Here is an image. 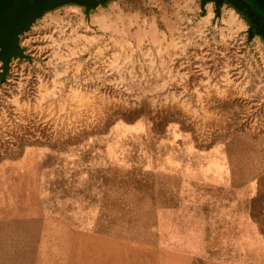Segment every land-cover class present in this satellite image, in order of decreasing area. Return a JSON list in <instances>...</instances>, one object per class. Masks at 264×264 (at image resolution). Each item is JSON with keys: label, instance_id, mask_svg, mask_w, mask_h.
I'll return each instance as SVG.
<instances>
[{"label": "rangeland", "instance_id": "374dc122", "mask_svg": "<svg viewBox=\"0 0 264 264\" xmlns=\"http://www.w3.org/2000/svg\"><path fill=\"white\" fill-rule=\"evenodd\" d=\"M201 2H67L19 36L0 264H264V38Z\"/></svg>", "mask_w": 264, "mask_h": 264}, {"label": "water", "instance_id": "95a60500", "mask_svg": "<svg viewBox=\"0 0 264 264\" xmlns=\"http://www.w3.org/2000/svg\"><path fill=\"white\" fill-rule=\"evenodd\" d=\"M106 0H102L104 2ZM212 1L216 10L224 0H202L201 4ZM234 8L247 15L253 31L261 34L264 38V29L261 25L264 16H257L251 10L250 5L244 0H227ZM264 14V0H253ZM67 2H75L78 5L89 8L95 4V0H0V62L2 63V75L8 70V65L13 57L22 58V51L19 48V36L29 29L30 25L44 11Z\"/></svg>", "mask_w": 264, "mask_h": 264}, {"label": "crops", "instance_id": "0c3cea01", "mask_svg": "<svg viewBox=\"0 0 264 264\" xmlns=\"http://www.w3.org/2000/svg\"><path fill=\"white\" fill-rule=\"evenodd\" d=\"M164 0L160 1V0H143L144 5L146 7H160V5H163L161 3H163ZM118 3H121V5H125L128 6L129 4V0H118Z\"/></svg>", "mask_w": 264, "mask_h": 264}, {"label": "flooded vegetation", "instance_id": "af4514ba", "mask_svg": "<svg viewBox=\"0 0 264 264\" xmlns=\"http://www.w3.org/2000/svg\"><path fill=\"white\" fill-rule=\"evenodd\" d=\"M245 2H247L250 5V8L252 11L255 12V15H260L263 14V12L259 9V7L255 4V2H253V0H244ZM261 25L264 26V21L261 22Z\"/></svg>", "mask_w": 264, "mask_h": 264}]
</instances>
